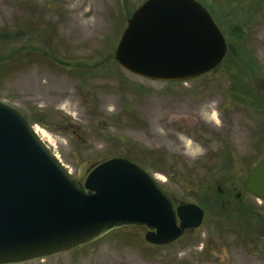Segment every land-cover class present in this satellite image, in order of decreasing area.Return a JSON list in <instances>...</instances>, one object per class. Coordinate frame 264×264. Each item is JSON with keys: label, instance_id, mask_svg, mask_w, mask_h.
Masks as SVG:
<instances>
[{"label": "rangeland", "instance_id": "374dc122", "mask_svg": "<svg viewBox=\"0 0 264 264\" xmlns=\"http://www.w3.org/2000/svg\"><path fill=\"white\" fill-rule=\"evenodd\" d=\"M142 1L0 0V55L21 47L0 63V98L40 122L33 126L52 138L42 141L78 180L97 162L125 156L162 177L176 203L199 205L203 221L169 245L125 226L26 264H264V232L241 225L237 213L248 207L264 218V201L244 189L264 156V0H198L227 52L215 69L175 82L141 77L113 58ZM236 67L247 102L230 93ZM222 179L229 202L220 211L209 189Z\"/></svg>", "mask_w": 264, "mask_h": 264}, {"label": "water", "instance_id": "95a60500", "mask_svg": "<svg viewBox=\"0 0 264 264\" xmlns=\"http://www.w3.org/2000/svg\"><path fill=\"white\" fill-rule=\"evenodd\" d=\"M228 44L198 0H144L113 52L124 69L175 82L215 69ZM244 189L264 201V156ZM203 209L176 203L135 161L121 155L94 164L78 180L34 131L26 114L0 98V264H26L87 245L125 226L146 229L163 246L198 228Z\"/></svg>", "mask_w": 264, "mask_h": 264}, {"label": "trees", "instance_id": "16d2710c", "mask_svg": "<svg viewBox=\"0 0 264 264\" xmlns=\"http://www.w3.org/2000/svg\"><path fill=\"white\" fill-rule=\"evenodd\" d=\"M232 32L235 35L234 39H236L238 41H240L242 39V31H241L240 27L236 26V27L232 28ZM229 42H230V44H232L231 40H229ZM20 49H21V47H18L17 49L12 48V50L7 52L6 54L0 55V63L11 60L13 58V56L17 53V51ZM65 65H67V64L65 63ZM246 67L250 68V64L249 65L247 64ZM231 73H232L231 76L233 78V82H232V86L230 89V93H231L233 99H236V101L239 103L247 102V89L245 88L246 82H247L246 76L243 74L242 70H240V68L238 69L237 67ZM263 113H264V110H263ZM28 119L30 120V122L32 124L33 123H39L40 124V122L38 120L29 118V117H28ZM221 174L223 177H225V176L227 177L225 181H228L227 179H228L229 175H232V173L229 170H227L226 173L221 172ZM223 182H224V180L222 179V181L219 182L216 187H211L209 189V191L212 194V197L215 196L214 201H215V204H218V209L220 211H223L224 206L227 205V202H229V201L224 199L223 192H221V191H224L221 189V185ZM237 213H238L239 217L242 218V220L244 221L241 225H243L247 228H249V227L258 228L260 232H264V218L262 216L258 215L257 213H255L253 209L250 210V208H248V207H243L242 209H237ZM253 221H256L257 223H255ZM261 235L264 236V233H261Z\"/></svg>", "mask_w": 264, "mask_h": 264}, {"label": "bare ground", "instance_id": "6f19581e", "mask_svg": "<svg viewBox=\"0 0 264 264\" xmlns=\"http://www.w3.org/2000/svg\"><path fill=\"white\" fill-rule=\"evenodd\" d=\"M34 131L41 140L49 143L52 141L50 134L44 128L39 126H34ZM155 178L158 180H163L162 177H160L159 175H155Z\"/></svg>", "mask_w": 264, "mask_h": 264}, {"label": "flooded vegetation", "instance_id": "af4514ba", "mask_svg": "<svg viewBox=\"0 0 264 264\" xmlns=\"http://www.w3.org/2000/svg\"><path fill=\"white\" fill-rule=\"evenodd\" d=\"M239 195V193H237L236 197Z\"/></svg>", "mask_w": 264, "mask_h": 264}]
</instances>
